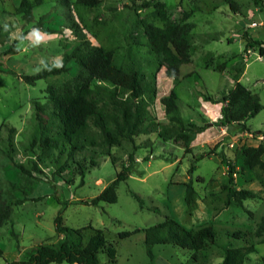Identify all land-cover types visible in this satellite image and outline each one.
Returning <instances> with one entry per match:
<instances>
[{
    "label": "rangeland",
    "instance_id": "1",
    "mask_svg": "<svg viewBox=\"0 0 264 264\" xmlns=\"http://www.w3.org/2000/svg\"><path fill=\"white\" fill-rule=\"evenodd\" d=\"M144 1L101 0L95 7H86L76 0H45L27 20L16 12L19 0H0V25L7 22L10 33H24L21 39L26 50L23 54L5 53L0 60V199L26 200L13 205L11 219L0 229V264L28 259L41 243L57 244L60 236L55 218L60 211L68 227L93 226L104 231L117 255L112 262L101 250V264H221L223 247L228 244H255L256 250L248 254L245 264H264V242H260L264 231L257 235L264 226V168L243 171L238 162L241 146L264 143V55L258 44L246 47L248 38L264 41V0L262 4L255 0H162L173 20L194 24L188 35L192 60L181 67L177 85L148 43L142 20L154 19L153 6H144ZM33 27L45 33L36 47L26 33ZM79 34L111 50L127 69L143 74L146 117L155 125L148 134L136 137L138 147L124 140L117 146L88 147L70 158L60 147L45 153L39 141L32 144L35 134L39 138L34 102L45 103L49 125L52 108L46 88L72 76L76 64L72 60L68 72L35 84L27 83L21 75L39 67L41 58L47 65L57 58L63 60L66 49L79 42ZM13 41L1 43V50L6 51ZM224 61L227 67L215 71L213 67ZM236 62L245 64L240 82L257 93L263 105L247 121L251 132L217 123L221 97L236 84L232 79ZM174 89L183 118L207 126L193 135L189 147L179 140H164L158 133L162 125L170 124L161 98ZM9 127L16 129L12 146ZM57 130L53 125L50 135L55 137ZM130 153L136 161L129 178L117 188V201L88 204L116 178L124 162H129ZM224 159L235 165L232 176ZM78 162L83 164L84 177ZM192 164L196 169L190 172ZM189 181L196 189L191 205L184 189ZM229 187L249 189L252 196L239 205L229 198ZM134 194L144 201L143 206ZM169 218L188 229L213 224L217 242L198 253L156 244L150 257L143 229ZM125 231L133 233L121 237Z\"/></svg>",
    "mask_w": 264,
    "mask_h": 264
},
{
    "label": "trees",
    "instance_id": "2",
    "mask_svg": "<svg viewBox=\"0 0 264 264\" xmlns=\"http://www.w3.org/2000/svg\"><path fill=\"white\" fill-rule=\"evenodd\" d=\"M45 0H19L16 12L30 20L33 9L44 3ZM262 4L263 0H255ZM80 5L95 7L101 0H76ZM144 6H153L154 19L142 20L148 43L160 64L165 67L167 76L174 78L175 84L179 83V74L183 65L191 62V46L188 35L194 27L192 22H176L168 14L162 0H146ZM28 33V31L26 32ZM10 32H4L0 25V44L10 40ZM80 40L63 55L64 67L51 72L44 71L38 75L23 74L21 77L29 84H35L39 79L57 76L70 70L68 63L75 61V73L64 80H57L48 84L46 88L47 103L52 108L51 121L45 118V103L35 101V119L39 129V138L33 136L32 144L39 141L43 151L60 147L66 151L68 157L83 151L88 147H109L120 145L124 140L133 143L134 148L139 144L136 137L148 134L155 121L146 117L147 108L144 95L147 86L144 84L143 74L134 68L127 69L117 62L111 50L102 45L92 44L79 34ZM16 41L11 43L6 51L0 48V60L5 53H15ZM260 45L261 54L264 55V41L248 38L246 47ZM1 63V62H0ZM233 80L235 86L221 97V110L218 124L223 127L238 126L241 131L251 132L247 121L254 117L263 107L257 93L240 82L245 72V64L236 62ZM53 64V63H52ZM52 64H48L52 67ZM208 65V66H207ZM206 67H210L207 62ZM227 67L226 61L216 64L215 71L222 72ZM1 71V68H0ZM179 95L172 90L161 98L169 125H162L158 130L159 136L164 140H179L183 146L189 147L193 135L204 131L207 126L186 121L180 113ZM58 127L57 135H50L51 127ZM16 129L8 128L9 145H13V136ZM264 140V133L262 134ZM54 137V138H53ZM264 143L258 146L243 145L239 149L238 162L241 170H252L258 166L264 168ZM129 162H124L117 172L116 178L108 184L88 204H99L100 201L116 202L118 199L117 188L122 181L129 178L135 164L133 153L128 156ZM114 164V160H112ZM228 164L229 174L235 172V165ZM81 175L84 177V167L78 162ZM21 169L25 170L22 164ZM37 167V166H35ZM196 169L192 164L190 172ZM185 199L188 205L193 204L196 189L192 181L184 183ZM134 196L143 206V200L136 194ZM230 199L242 205L243 200L252 196L249 189H236L229 187ZM23 199L7 201L0 199V229L12 217L13 205H20ZM56 231L60 236L57 244L41 243L28 259L15 260L8 264H50L52 262H69L75 264H101L99 252L105 251L109 259L116 260L117 249L109 242L104 231L93 226L88 228H71L63 223L62 211L55 218ZM87 230V231H85ZM140 231V230H136ZM264 226L257 231L261 236ZM146 252L153 257L156 244H172L193 250L194 253L206 249L217 242L218 231L213 224L188 229L175 219L166 221L143 229ZM133 232L125 231L121 237L130 236ZM238 235V234H237ZM264 242V238L260 240ZM255 244L237 246L228 244L223 247V260L221 264H245L248 254L255 252Z\"/></svg>",
    "mask_w": 264,
    "mask_h": 264
},
{
    "label": "clouds",
    "instance_id": "3",
    "mask_svg": "<svg viewBox=\"0 0 264 264\" xmlns=\"http://www.w3.org/2000/svg\"><path fill=\"white\" fill-rule=\"evenodd\" d=\"M4 32H10V26L7 22L3 24ZM24 33L20 32V35H17V32L10 33V38L16 41L14 50L17 53L23 54L26 50L23 48L24 40L21 39V36ZM45 33L38 27H33L28 33L27 36L30 38V42L32 47H36L40 41L44 39ZM64 67L63 60L61 58H57L54 60L52 67H49L47 64L44 63V59L41 58L40 66L32 68L29 72L30 75H38L44 71H53V70H60Z\"/></svg>",
    "mask_w": 264,
    "mask_h": 264
},
{
    "label": "built area",
    "instance_id": "4",
    "mask_svg": "<svg viewBox=\"0 0 264 264\" xmlns=\"http://www.w3.org/2000/svg\"><path fill=\"white\" fill-rule=\"evenodd\" d=\"M260 58H262V57L260 56Z\"/></svg>",
    "mask_w": 264,
    "mask_h": 264
},
{
    "label": "crops",
    "instance_id": "5",
    "mask_svg": "<svg viewBox=\"0 0 264 264\" xmlns=\"http://www.w3.org/2000/svg\"><path fill=\"white\" fill-rule=\"evenodd\" d=\"M28 37V36H27Z\"/></svg>",
    "mask_w": 264,
    "mask_h": 264
}]
</instances>
